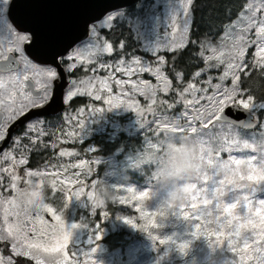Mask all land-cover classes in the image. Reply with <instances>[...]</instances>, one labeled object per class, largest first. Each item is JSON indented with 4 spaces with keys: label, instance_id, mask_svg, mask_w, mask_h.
<instances>
[{
    "label": "rangeland",
    "instance_id": "rangeland-1",
    "mask_svg": "<svg viewBox=\"0 0 264 264\" xmlns=\"http://www.w3.org/2000/svg\"><path fill=\"white\" fill-rule=\"evenodd\" d=\"M249 3H255L259 6L260 0H248L244 9L228 24L233 25V27H225L222 36L217 42L205 41L204 56L210 54L207 48L211 47L215 48L218 53H223V59L225 62L228 61V53L232 47L234 37L239 29L243 27L242 24H234V22L237 21L238 17L246 15ZM191 5L190 16L188 17L185 16L182 8H180L179 0H140L134 5L132 10L118 9L124 11L125 14L123 17L114 18L112 24L114 23L115 25L121 21L128 23L140 49L147 53L148 56L137 52H126L122 44L115 47L106 38L102 39L101 45L104 41H107L112 46V52L99 53L94 49L85 51L83 54L84 59L78 60L77 64H83L85 67L84 71L87 73L72 79L66 89V97L69 92L75 93V95L68 97L67 101L74 96H87L89 104L80 107L76 111L66 110L62 113L59 118L63 120V124L59 133L56 136L55 132L52 133L50 137H47L46 142L41 140L38 142V139L42 136L40 132L44 134L47 121L37 120L32 124L31 129L27 128L26 137L30 139L31 150L47 149L51 153V155L48 154V162H51V164L40 172L42 176L49 175L52 177L56 191L59 184L64 186L67 191H71V195L67 191L65 195L56 194L57 209L60 211L59 217L60 221L63 222L64 230L71 231V236H79L85 232L91 233L90 235L88 234V240L84 247L75 246L73 248L75 255L69 257L70 255L63 248L59 253H52L51 256L54 259L46 261V263L240 264L238 253L231 252L226 242L219 247L215 245L210 247L209 240L214 242L215 237H209L207 240L204 237L195 238L191 236V231H196L191 225L201 221L192 219L189 224L183 217L170 214L165 218L163 227L160 230L158 229L160 215L154 210L158 207L161 197L160 195L153 197L147 202V207H145L143 201L147 196L141 197L140 194H148L150 191L149 172L147 169L146 172H141L139 169L130 166L132 159L141 151L132 154L131 152L123 153L121 149H117L112 155L105 157L101 154H94L97 148L92 143L85 147V153L75 148L77 145H83L87 138L98 132L112 133L113 137H116L121 132L131 136L144 134L146 137L144 144L146 146L147 143L160 136L164 130L163 125L165 123L171 122L170 120H165V116L170 118L177 113L185 111L188 115H193L195 110L202 108L208 103L205 97L213 95V85L222 83L225 87H231V76L222 82L219 79L225 71V64H220L218 67H210L196 78H193V75L188 80L182 77V80L175 82V87L166 72V53L183 49L190 40ZM172 15H175V21L172 20ZM260 18H264V13L258 12V19ZM185 19L188 20L186 40L183 41L182 47H172L174 43H181L180 33L183 31ZM258 26L250 27L243 34L245 48L243 59L238 61L241 65L239 75L245 69L249 55L253 56L254 62L257 63L259 60L257 51L260 39L256 32V27ZM105 28L107 29L108 27ZM161 33L164 34L163 38L159 37ZM161 57L163 58L161 72L171 82V88L168 92L160 90L162 85L157 81L151 70H138L139 68L154 69L160 66L158 62ZM136 59H139V65L133 63ZM211 63L216 62L212 61ZM118 67L125 70L131 67L133 70L131 74H126V71H117ZM204 67L205 64L200 69ZM101 81H104L107 87L102 86ZM116 81H121L122 83L117 85ZM189 81L196 86L198 91L195 92L194 97L192 93H187L182 98L179 93L183 87L187 86ZM144 85L155 88L156 95L150 97L142 94L140 89ZM185 99H195L197 102L185 105ZM169 103L173 105L172 108L167 107ZM257 116L259 120V115ZM179 123L184 126L183 117H181ZM192 126L198 129L196 134H192L187 128L183 132L195 135L203 139L206 144L210 143L214 146L232 139L233 134H238L235 138L239 140L247 139L251 142L254 134L253 131L248 135H243L223 125L203 128L200 121L193 122ZM260 131L259 126L258 133H255L257 139H259ZM61 153L64 154L62 155ZM230 155L237 159H247L251 155H257L259 158V154L252 152L250 149L233 148L230 152L222 151L218 159L227 160ZM21 160L24 161L21 164L26 166V159H20L19 161ZM208 171L211 178L200 181L198 184L199 188L211 187L213 179L219 181L224 178L223 174L220 173L213 175V169L211 168ZM121 176H127L128 180L119 184ZM100 178L117 184L115 187L118 198L111 206L108 205L97 209L92 208L87 201V193L92 191L94 182ZM259 187L264 188V185ZM240 191L238 190V193ZM252 199L253 201L264 199V190L254 193ZM195 203L197 206L200 205L199 200L195 201ZM113 207L116 208L114 213L110 210ZM176 211H185L189 216H193L194 212L190 204L184 205ZM142 212L148 215L142 217ZM152 213L156 214L152 215ZM125 220L130 221V223H125ZM74 224L79 225V227L72 228ZM118 230H124L128 233L129 243L123 248L118 246L115 249H111L104 242V251L99 252L97 242L100 237H105L109 233ZM148 232L152 233V237H158V239L153 240L147 234ZM97 236H99V239H97ZM166 236L173 237L177 243L181 240H189L188 249L180 252L174 244H160L159 238ZM41 256L40 254H35L36 258ZM246 264H256V262L252 260L246 262Z\"/></svg>",
    "mask_w": 264,
    "mask_h": 264
},
{
    "label": "snow or ice",
    "instance_id": "snow-or-ice-1",
    "mask_svg": "<svg viewBox=\"0 0 264 264\" xmlns=\"http://www.w3.org/2000/svg\"><path fill=\"white\" fill-rule=\"evenodd\" d=\"M193 0H179L180 8H182L185 16H190V5ZM14 6V0H0V44L3 40H7L12 47L7 49V52H15L19 55L15 57V60L21 61L24 65V75L17 82L13 79L9 86L2 77H0V90L7 92L13 99V105L17 98L21 100L20 106L15 108L13 112L11 107L9 111L12 116L17 113H22L25 108L32 106L36 107L44 102L49 97V84L50 81L56 77V72L51 67L40 68L36 64H33L27 56L24 55V49L22 45L25 42L34 40V44L31 47L34 50L35 55L40 57H49L52 62H56L59 58L60 63H64V53L67 49L71 48V51H67V59L71 60L75 57L77 60L84 59V52L90 50H96L99 53L112 52V46L107 41H104L101 45V37L99 36L100 28L113 27L112 22L116 17H123L124 11L118 10L116 12L108 13L103 20L93 19L91 23L84 22V28L87 31L89 39L87 41H80L75 47H71L76 42L78 37L72 36L70 33H62L54 40H42L38 32L31 26L27 28L24 33H18L14 28L15 21L10 20L11 9ZM76 7L87 8L90 5L87 3L75 5ZM248 11L246 15L238 17L234 24H242L243 27L236 33L232 47L228 53V61L223 59V53H218L215 48L208 47L207 51L210 53L208 56H204L203 49L204 44L202 42L201 57L205 60V67L199 71L193 73V78L199 77L202 72H206L210 67H218L220 64H225V71L220 76L222 82L229 76H231V87H225L222 83L213 85V95L205 97L208 103L200 109L195 110L193 115H188L187 112L177 113L173 117L165 116V120H170V123H165L163 127L177 128L180 131H184L185 128L192 134H196L198 129L193 127L192 124L195 121L201 122V127L207 128L209 125L215 123L217 125H226L229 129L239 126L244 129H251L254 127V121L257 117V113L264 112V99L258 103L255 101L253 95L247 94L246 90H241L239 87L241 65L238 61H241L244 56L245 39L244 33L248 31L250 27H256L257 36L260 39V45L258 47L257 56L259 60L257 63L264 68V18L258 19V12L264 13V0H260V5L255 3H249L247 5ZM175 15H172V20L175 21ZM27 23V22H25ZM227 28L233 27V25L226 26ZM188 30V20L185 19L183 31L180 33V44H173L172 47L180 48L183 46V41L186 40V34ZM175 31V28H174ZM31 33V35H29ZM159 47V45H157ZM0 60L4 61L3 67L0 71H12L15 67L13 63V57H10L3 52H0ZM215 61L216 63H211ZM133 63L139 65V59L133 61ZM160 66L154 69L139 68L140 71H152V74L156 77L157 81L162 85L161 91L168 92L171 88V82L161 72V66L163 64V58H160L158 62ZM32 70V78L36 79L37 87L40 90L35 96L31 92L24 90V82L29 79L27 73ZM132 68L129 67L126 70L117 68V71H126V74H131ZM176 79L182 80L181 72H174ZM117 85H120L121 81H116ZM102 86L107 87L104 81H101ZM141 93L153 97L156 95V89L144 85L140 89ZM198 91L196 86L189 81L187 86L183 87L179 93L180 97H184L187 93H192L193 97L195 92ZM42 93V94H40ZM75 95L74 92H69L65 98ZM99 99V97H97ZM197 101L184 100L185 105L193 104ZM229 106L243 109L249 114L250 119L243 121H232L226 116V108ZM168 108H172L171 103L167 104ZM183 117L185 124L182 126L179 121ZM206 121V122H205ZM32 128V125H29ZM259 139L256 138L255 133L251 142L247 139L239 140L235 138L238 134H233V138L227 140L219 145H212L202 139V145L204 154L208 157L210 168L213 169L215 174H223L224 178L217 181L215 179L211 182V187L203 188V196H197L190 204L194 210L193 216H189L187 212H177L176 215L186 218L188 220L195 219L201 221L191 225L196 231H191L192 237H204L208 240L209 237H215V243L221 245L226 242L231 252L238 253L240 257V264H246L248 261L254 260L256 264H264V199H256L253 201L252 197L257 191H262L264 188L259 186L264 185V122H260ZM43 135V132H40ZM3 138V133L0 132V139ZM233 148L250 149L254 153L259 154L251 155L247 159H237L231 155L227 160L218 159L222 151H231ZM62 155L64 153H61ZM19 163H24L23 160ZM28 175H42V173H28ZM15 179V177H13ZM229 179L232 181L229 183ZM243 185V187H239ZM55 186V185H53ZM15 187V185H13ZM238 190H241L238 193ZM131 191V189H129ZM245 192H251L252 195H241ZM79 194V193H78ZM91 193L88 192L87 195ZM141 197H146L147 193H141ZM199 200L200 205L197 206L195 201ZM223 201V203H222ZM11 204L13 209L14 200L7 201ZM183 207V206H182ZM181 207V208H182ZM45 209L51 212L52 209L47 204L42 203L36 210ZM259 209V210H258ZM24 217L20 222L14 223L9 226L6 235H0V240L8 239L9 237L18 243L14 245V251L19 249L18 254L27 256L29 253L24 249L33 250L39 252L43 250L45 253H59L63 250L64 245L71 237V231H65L63 222L60 221L59 216H55L57 224L51 228V234L48 233V226L44 223L39 216L36 221H30L31 232L33 233V239H29L26 232L29 230L25 227V220L28 217V211L22 213H13ZM156 213H152L155 215ZM7 215V210H6ZM142 217L148 215L141 213ZM159 215H164V212H159ZM37 221L41 225L37 227ZM125 223L130 221L125 220ZM79 225H72V228H77ZM135 227V225H133ZM99 239V236H97ZM153 240L158 237H152ZM212 242L211 240H209ZM160 244H174L180 251L188 247L189 240H181L179 243L171 236L159 238ZM95 251V249H93ZM0 264L3 261L0 260Z\"/></svg>",
    "mask_w": 264,
    "mask_h": 264
},
{
    "label": "flooded vegetation",
    "instance_id": "flooded-vegetation-1",
    "mask_svg": "<svg viewBox=\"0 0 264 264\" xmlns=\"http://www.w3.org/2000/svg\"><path fill=\"white\" fill-rule=\"evenodd\" d=\"M9 19L11 20L10 17ZM13 26L18 33L25 32L24 30L18 29L15 25ZM105 31L106 28L99 29V36H101L102 39L106 38ZM29 35H31V33H29ZM88 38L89 37L87 36L81 41H85ZM102 39L101 41H103ZM106 40L114 45V43L108 40L107 38ZM31 41L32 40L25 42L22 45L24 49V55L27 56L28 59L33 64H36L38 67H51L52 69H54L56 72V77H54L50 81L49 97L46 102L36 107L29 106L25 108L22 113H17L15 116H12L11 119H9V116L11 115L9 108L11 107V110L14 112L15 108L20 106L21 100L17 98L15 104L13 105V99L9 96V94L7 92H4L3 90H0V116H2V122L0 123V132L3 133V138L0 139V145L3 144V142L7 140L10 135L9 139L7 140V144L3 147L2 150H0V235H6L10 225L20 222L21 219H25L24 217L14 215L13 213H22L23 210L18 208L13 209L12 205L7 203V201L14 200L17 188L25 186L33 178L34 175H28V173H40L42 170L46 169L47 166H50L49 164H51V162H48V158L42 160L40 153L39 157L36 159V157L34 156V152L31 150L32 146L29 144L30 139L26 137L27 128L29 127V125L35 123L37 120L48 121L50 119L58 118L62 113L67 110L68 104L75 96L72 97L71 100L69 99L67 101L65 99L67 91L66 89L69 86L71 80L75 79L73 75L74 71L84 67L83 64H77L78 60L75 57H73V59L71 60H68L67 53L64 54V63L60 64L64 68V72L66 73L67 79V85L63 92L65 107L56 112H50L45 115L34 116L28 121H26L23 125H15V122H17L20 117L29 110L43 108L44 106H47L53 98L56 85L61 82V75L56 65L43 64L37 62L27 54L25 47ZM78 43H80V41L76 44ZM76 44L73 47H75ZM9 47H12V45L9 44L7 40H3L2 44H0V52H3L4 54L10 57H13V63L15 67L12 71H0V77H2L6 82H8L10 86L13 79H16L18 82L24 75V65L21 61L15 60V57L19 55L18 53L7 52V49ZM3 64L4 61L0 60V68L3 67ZM27 75L29 76V79L24 82V90L26 92H31L35 96L38 92H40L37 87V81L36 79L32 78V70H29ZM44 150L48 151L47 149ZM34 157L36 160L32 161ZM20 159H26V166L19 163ZM43 176L47 178L44 203L47 204V206L51 208L52 211L48 212L43 208L39 210H28V217L25 220V227L29 229L26 232V235L29 239H33V233L30 230L31 225L29 222L36 221L37 216H39L40 219H42L44 223L48 226V233L49 235L51 234L52 226L57 224V221L54 217L59 216L60 212L57 209L58 204L56 194L59 193L61 195H65V192L67 191V189H65V187L60 184L58 185V190L56 191L55 186H53L55 185V182L52 180V177L49 175ZM13 177H15V179H13ZM13 185H15V187H13ZM67 193H70L71 195L70 190H68ZM40 226L41 225L37 221V227ZM88 234L90 235L91 233L85 232L81 233L79 236L73 235L69 238L68 242L63 247L67 254L70 255L69 257L75 255V252L73 250L75 246L84 247L86 241L88 240ZM17 243L18 242L13 240V238L11 237H9L8 239L0 240V260L3 261V264H48L46 263V261L54 259V257L51 256L52 253H45L43 252V250H40L39 252H34L33 250L24 249L25 251H28L29 254L27 256L20 255L18 254L19 249H17V251L13 250L14 245ZM97 248L99 252L104 251V237H100L99 241L97 242ZM35 254H40L42 256L40 258H36Z\"/></svg>",
    "mask_w": 264,
    "mask_h": 264
},
{
    "label": "trees",
    "instance_id": "trees-1",
    "mask_svg": "<svg viewBox=\"0 0 264 264\" xmlns=\"http://www.w3.org/2000/svg\"><path fill=\"white\" fill-rule=\"evenodd\" d=\"M247 3L248 0H193L191 5L192 21L189 42L181 50L166 53V72L173 82L174 87L177 81L174 72H181L183 79L188 80L193 73L199 70L205 64V61L200 55L202 42L203 44L205 41L217 42L222 36L225 27L239 15ZM133 7H130V9L132 10ZM105 34L106 38L113 42L115 47L122 44L126 52H137L148 56L147 53H144L140 49L137 43L138 41L128 23H124V21L117 22L113 27L106 30ZM84 69L85 67L75 70L73 73L74 77H81L83 73H87ZM239 87L241 90H246L245 95H253L256 102L264 99V68H261L259 64L254 62L252 55H249L247 65L241 71ZM88 104L89 99L87 96H75L68 104L67 110L76 111L80 107L87 106ZM257 114L259 115V123L254 129H244L236 126L231 129L243 135H248L253 131L254 133H258L260 122L264 120V112L258 111ZM47 122L45 124V132L40 136L38 142L40 140L46 142L47 137H50L54 132L56 136L63 124V120L59 117L50 119ZM214 125L217 124L213 123L209 126L214 127ZM145 139L144 134L131 136L125 132H121L116 137H113L112 133L98 132L87 138V141L83 145H77L75 148L85 153V147L92 143L97 148L96 152H94L95 155L101 154L107 157L112 155L117 149H121L123 153L131 152L135 154L143 150ZM33 152L36 159L40 153L42 160L48 158L51 154L44 149L34 150ZM35 157L32 161L36 160ZM146 169L147 166H145V172ZM115 209L113 207L110 210L114 213ZM127 235L128 233L124 230L111 232L104 237V242L111 249H115L118 246L123 248L129 243Z\"/></svg>",
    "mask_w": 264,
    "mask_h": 264
},
{
    "label": "clouds",
    "instance_id": "clouds-1",
    "mask_svg": "<svg viewBox=\"0 0 264 264\" xmlns=\"http://www.w3.org/2000/svg\"><path fill=\"white\" fill-rule=\"evenodd\" d=\"M130 166L141 172L147 166L150 191L143 204L147 207L148 201L160 195V203L154 210L158 213L164 212V215H160L158 219L159 230L170 214L176 215L177 209L191 203L197 196L202 197L203 188H199L198 184L202 180L211 178L208 171L211 166L208 157L204 154L202 139L177 128L164 127L162 134L147 143L143 150L132 159ZM127 180V176H121L119 184ZM228 182L232 181L229 179ZM116 185L104 178L97 179L90 191L91 194L87 195V201L92 208L98 209L114 204L118 198ZM46 186V177L34 175L25 186L17 188L14 206L24 212L36 209L44 203ZM241 195H252V193L245 192ZM184 219L191 223L190 220ZM147 234L152 237L151 232ZM212 245L220 246L209 241V246Z\"/></svg>",
    "mask_w": 264,
    "mask_h": 264
},
{
    "label": "water",
    "instance_id": "water-1",
    "mask_svg": "<svg viewBox=\"0 0 264 264\" xmlns=\"http://www.w3.org/2000/svg\"><path fill=\"white\" fill-rule=\"evenodd\" d=\"M137 1L139 0H14L10 18L15 21L14 25L20 30L26 31L29 26L33 27L42 40H54L62 33H70L72 36L78 37L76 42L72 44L71 47H73L77 42L88 36L84 28L85 21L91 23L93 19L100 20L108 12L131 6ZM84 3L90 6L87 8L75 6ZM160 37H163V34H161ZM34 42L35 41L32 40L26 45L25 49L27 54L37 62L56 65L61 75V82L56 85L53 98L47 106L29 110L15 122V125H23L34 116L56 112L65 107L63 92L67 85V79L64 68L61 66L58 58L56 62H52L49 57L35 55L31 47ZM70 49L71 48L67 49V51ZM67 51H65L64 54H66ZM225 111L226 116L232 121L250 119L249 114L240 108L229 106ZM1 122L2 116H0V123ZM255 124L256 119L254 121V127ZM7 140L0 145V150L7 144Z\"/></svg>",
    "mask_w": 264,
    "mask_h": 264
}]
</instances>
